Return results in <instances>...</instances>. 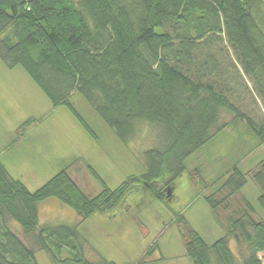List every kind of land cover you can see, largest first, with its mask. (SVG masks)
Listing matches in <instances>:
<instances>
[{
	"label": "trees",
	"instance_id": "obj_1",
	"mask_svg": "<svg viewBox=\"0 0 264 264\" xmlns=\"http://www.w3.org/2000/svg\"><path fill=\"white\" fill-rule=\"evenodd\" d=\"M229 50L251 90L264 99V0H0V60L8 68L21 67L51 105L66 106L93 138L69 100L73 90L124 143L134 139L139 124L158 131V144L143 153L144 173L115 188L87 165L100 185L93 195L79 189L68 165L30 192L0 162V264H37L34 249L8 227L9 220L33 235L37 249L54 264H115L82 257L76 224L40 226L38 203L55 198L86 220L111 212L139 186L167 202L186 159L233 120L245 122L264 145V123L256 124L234 102L223 74L222 61L234 65ZM233 75L239 77V70ZM225 112L230 121H221ZM251 179L264 212V158ZM246 181L234 166L204 201L212 209H227ZM252 213V204L244 202L227 218L225 234L210 245L186 229L185 254L192 264H263L258 255L264 254V219ZM157 248L153 243L145 256ZM63 250L69 257L61 258Z\"/></svg>",
	"mask_w": 264,
	"mask_h": 264
},
{
	"label": "rangeland",
	"instance_id": "obj_2",
	"mask_svg": "<svg viewBox=\"0 0 264 264\" xmlns=\"http://www.w3.org/2000/svg\"><path fill=\"white\" fill-rule=\"evenodd\" d=\"M225 45L223 39L222 46ZM229 55L235 68L233 65L231 69L222 61L223 74L228 79L222 76L234 91V102L256 124H263L264 99L251 90L252 83L240 71L230 50ZM237 70L239 77L233 75ZM69 100L96 138L83 129L66 106L51 105L21 67L8 68L0 60V162L11 178L20 180L32 192L68 165V173L79 189L86 195H93L100 190V185L87 170V165L110 188H115L130 175L144 173L143 153L158 144L157 130L139 124V132L134 139L124 143L77 90L71 92ZM231 119L230 113H222L221 121ZM240 122L239 119L228 122L227 128L215 134L197 153L186 159L184 175L176 183L177 196L171 204L151 198L139 186L111 212L95 213L82 220L70 207L55 198H48L38 203V224H76L80 253L87 262L104 259L115 264H192L185 254L186 229H193L210 245L225 234L227 218L241 210L244 202L254 206L256 214H251L252 217L259 219L255 215L260 214L264 219L257 203L259 189L251 179L258 165L255 162L261 157L259 151H255L240 166L239 170L247 177V185L242 193H236L228 200L227 209L219 217L199 211V203H193L184 214L168 209L171 205L183 206L193 195L195 190L189 188L192 181L190 172L198 158L209 160L215 169L207 173V180L221 184L233 167L238 166L235 162L237 157L246 151L241 144L243 141L246 147L259 142L264 151V145L256 137L239 134ZM211 153H215L214 157ZM226 192L223 191L222 195ZM220 196L216 194V197ZM8 227L34 249L37 264H54L46 252L37 249L33 235H24L20 226L12 220L8 221ZM153 243H157L158 248L150 256H145ZM229 248L237 254L233 240L229 241ZM258 256L264 264V254ZM67 257L68 252L63 250L61 258Z\"/></svg>",
	"mask_w": 264,
	"mask_h": 264
},
{
	"label": "crops",
	"instance_id": "obj_3",
	"mask_svg": "<svg viewBox=\"0 0 264 264\" xmlns=\"http://www.w3.org/2000/svg\"><path fill=\"white\" fill-rule=\"evenodd\" d=\"M240 123H241V125L239 126V134H242L244 136H250L251 138L255 137L254 134L252 133L251 129L249 128V126L245 122L242 121ZM227 127H225V128H227ZM238 142L241 143V141H238ZM244 142L245 141H243L241 144L243 145V147L245 148L246 151L244 153L240 154L239 157H237V159L235 161V162H237L238 166L237 165L236 166L239 169L241 168L240 166H242L243 162H245L252 154H255V151H259V153H261V157L258 158V161L255 162V165H257L264 158V151L261 150V146H260L259 142H254L253 145H251L250 147H246ZM199 150H197V151H199ZM197 151L195 153H197ZM195 155H197V154H195ZM211 155H212V157H214L215 153H211ZM213 168L214 167H213V165L211 166V163H210L209 160L205 161L203 159V157L201 158V160L198 158L197 162L194 165H192L191 172H190V174H191L190 178H191L192 181H190L189 188L195 190L193 195L186 200V202L184 203L183 206L171 205L170 207H168V209L173 210L174 213L184 214V213H187L190 210V208L193 205V203H199L198 204V210L199 211H206L209 214H216L217 217H219L221 215V213H223L224 210H226V209H224V208H218L216 210L212 209L204 201V196L210 195V194H213V193H217V190L221 186V184H219V182H216V183H214L212 181L209 182L207 180V178H206V175H207L208 172L215 170ZM184 171L181 174V176L178 177L176 179V181H175L174 190H173V196H172V198L169 201H167L169 204H171L176 199L177 189H178V186H177L176 183L178 181H180V179L183 177ZM246 185H247V183H245V185L238 191L239 194L242 193V191L244 190ZM199 194H201V195H199ZM200 196H201L202 200H200L201 199ZM261 211L264 214L263 210H261ZM252 214L253 215L256 214L255 208H254V213H252ZM258 215L260 216V214H258ZM258 215H255V216L258 217V218H262L261 216L259 217Z\"/></svg>",
	"mask_w": 264,
	"mask_h": 264
}]
</instances>
